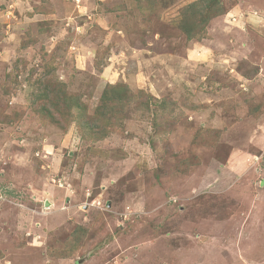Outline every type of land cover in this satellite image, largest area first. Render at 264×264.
<instances>
[{"label":"rangeland","instance_id":"374dc122","mask_svg":"<svg viewBox=\"0 0 264 264\" xmlns=\"http://www.w3.org/2000/svg\"><path fill=\"white\" fill-rule=\"evenodd\" d=\"M211 1L0 0V264H264V0Z\"/></svg>","mask_w":264,"mask_h":264},{"label":"trees","instance_id":"16d2710c","mask_svg":"<svg viewBox=\"0 0 264 264\" xmlns=\"http://www.w3.org/2000/svg\"><path fill=\"white\" fill-rule=\"evenodd\" d=\"M213 1V0H212ZM209 2V3H207L206 4V7H207V10H209L210 8H211V6H212V9L214 8V6H218V2L216 1V2ZM199 8V7H198ZM193 9V8H192ZM209 11H211V10H209ZM206 13H207V11H206ZM220 12H217V15L216 14H214V15H216V16H218V14H219ZM188 33V32H187ZM190 35L188 34L187 35V37H189ZM194 37V36H193ZM190 38H191V36H190ZM41 91V87H40V89H39V93L40 94H48V93H50V95L48 94L46 97L44 96L43 97V100H45L46 102V104H48V105H50V102H49V100H50V96L53 94L54 95V91L52 90V89H50V91H49V89H46V90H44L43 92H40ZM59 91V90H58ZM39 94V95H40ZM57 94V93H56ZM105 95V93L104 94H102V98H101V101H102V104L104 103L103 102V100L102 99H107V97H105L104 96ZM52 99H55V96H53V98ZM62 103H64V102H62ZM72 103H76L75 101H72L70 104H72ZM76 105L79 107L80 105H78L77 103H76ZM45 106V105H44ZM46 107V106H45ZM84 111L82 110V109H79V110H77V113L76 112H74V114L73 113H70L69 111H68V120L69 121H75L77 124H79V125H81V124H86V125H88L89 123H90V125H94L95 123L94 122H90V120L89 121H86V120H84L83 119V117H84ZM8 121V120H7ZM93 121V120H92ZM86 127V126H85ZM74 249H76V248H74ZM73 250H70V252H69V254H67V255H70V254H72L73 252H72ZM66 255V256H67Z\"/></svg>","mask_w":264,"mask_h":264}]
</instances>
